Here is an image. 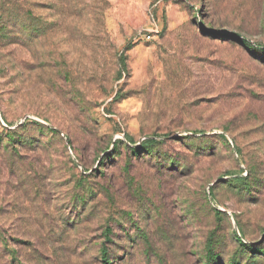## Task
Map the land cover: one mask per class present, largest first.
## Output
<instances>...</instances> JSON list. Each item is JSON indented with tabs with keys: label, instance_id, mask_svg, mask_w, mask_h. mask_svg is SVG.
Here are the masks:
<instances>
[{
	"label": "rangeland",
	"instance_id": "1",
	"mask_svg": "<svg viewBox=\"0 0 264 264\" xmlns=\"http://www.w3.org/2000/svg\"><path fill=\"white\" fill-rule=\"evenodd\" d=\"M63 1L0 31V227L20 261L204 264L215 236L214 264H246L235 234L264 264V0Z\"/></svg>",
	"mask_w": 264,
	"mask_h": 264
},
{
	"label": "trees",
	"instance_id": "2",
	"mask_svg": "<svg viewBox=\"0 0 264 264\" xmlns=\"http://www.w3.org/2000/svg\"><path fill=\"white\" fill-rule=\"evenodd\" d=\"M4 1H5L4 13L6 17L3 18L5 20L4 24L0 26L1 29L0 31L2 35L5 37L6 36L10 37V32L8 31L9 27L5 26V24L10 25L14 28H21L20 29L21 32H25L29 34L35 32V28H36L35 18L32 13L33 12L32 8L29 6V4L26 3V0H4ZM46 2L44 4H46ZM63 2H67V0H64ZM74 10L71 11L70 9H66V7L63 6L60 8V11L66 14L69 13L72 14L75 12ZM0 20L3 21L1 18ZM1 117L4 123L9 126L10 121L6 116L5 112L3 111V109H1ZM28 125L37 126L39 128L42 127V124L38 122L25 119V121L21 124L20 128L27 127ZM4 130H7V128H4ZM46 132L47 134L53 135V137L58 136L56 130L53 128L47 127ZM220 137L226 141L224 135H220ZM66 138L68 140V143L71 145L69 138L68 137ZM1 142H3V140H1ZM118 143L119 142H116V144ZM156 144L157 141L155 140V138H150L143 141L140 144V146H142L143 148H147L149 150L152 147L156 146ZM2 147L5 149L6 153L8 154L12 153V150L10 149L12 148V146L10 144L6 143ZM109 155H110L109 153L106 154V156ZM246 181L247 180L245 177H236L230 181L231 182L230 184H235L236 186H240L242 184H245ZM209 194L211 195V192H209ZM105 234L106 236L109 235V229L108 230L105 229ZM233 236L234 238H232L231 242L237 246L238 257L241 258L242 261L243 260L247 261L246 264H253L254 262H256L257 260L256 256H258L254 254L256 250L251 248L248 244L244 243L239 237H236L235 234ZM23 244H25V242ZM214 246H215V236H210L205 244L206 257L203 261L204 264H214L218 261V256L215 253ZM2 251H5L6 252L5 255H7L9 258L7 264H24L23 262L20 261V257L17 250H15L14 252L13 248L10 246L7 239L3 236V231L1 230L0 227V264H2V256H3ZM258 253L264 255V251L258 252L257 250L256 254ZM93 260H94V264H112V262L109 261L108 253L104 247L101 248L100 257L98 259H93Z\"/></svg>",
	"mask_w": 264,
	"mask_h": 264
},
{
	"label": "water",
	"instance_id": "3",
	"mask_svg": "<svg viewBox=\"0 0 264 264\" xmlns=\"http://www.w3.org/2000/svg\"><path fill=\"white\" fill-rule=\"evenodd\" d=\"M23 122V121H22ZM22 122H20L19 124H22Z\"/></svg>",
	"mask_w": 264,
	"mask_h": 264
}]
</instances>
